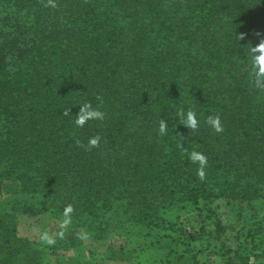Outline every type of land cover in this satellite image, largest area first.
I'll return each mask as SVG.
<instances>
[{"label": "trees", "instance_id": "16d2710c", "mask_svg": "<svg viewBox=\"0 0 264 264\" xmlns=\"http://www.w3.org/2000/svg\"><path fill=\"white\" fill-rule=\"evenodd\" d=\"M55 5L0 0V188L12 180L44 193L64 218L70 204V222L39 248L18 237L14 218H0V264H50L42 249L61 251L52 264H77L65 253L84 231L106 238L117 203L148 231L169 227L167 216L205 212L224 264L264 257L259 223L243 233L208 206L250 202L264 185V81L252 64L264 44V0ZM85 101L104 119L78 127ZM180 108L196 111L198 129L181 124ZM209 115L222 132L205 123ZM96 135L99 146L89 147ZM193 150L207 156L203 179L187 158Z\"/></svg>", "mask_w": 264, "mask_h": 264}, {"label": "rangeland", "instance_id": "374dc122", "mask_svg": "<svg viewBox=\"0 0 264 264\" xmlns=\"http://www.w3.org/2000/svg\"><path fill=\"white\" fill-rule=\"evenodd\" d=\"M208 206L224 225L240 232L257 223L264 229V185L259 187L258 197L250 202L217 199ZM0 218L5 222L14 218L18 237L35 242L39 248L54 240L64 220L52 214L46 194L23 193L20 183L12 180L4 181L0 188ZM166 220L170 222L169 227L148 231L125 217L117 203L108 219L107 236L98 243L99 248L93 232L84 231L81 245L65 254L73 256L77 264H224L219 255L221 241L214 238L213 218L205 217V212L201 216L193 212L180 217L167 216ZM240 241L242 246L246 244L243 237ZM262 242L260 248L264 253V234ZM42 250L43 258L50 264L61 254L58 251L50 255L48 250ZM186 250L189 254L183 259ZM250 264H264V257L251 259Z\"/></svg>", "mask_w": 264, "mask_h": 264}, {"label": "clouds", "instance_id": "9594fccd", "mask_svg": "<svg viewBox=\"0 0 264 264\" xmlns=\"http://www.w3.org/2000/svg\"><path fill=\"white\" fill-rule=\"evenodd\" d=\"M52 7H55V0H49ZM260 54L253 57V69H254V76L256 79V83L259 85L261 84V81H264V44H261L258 46ZM65 115L69 114V108L65 110ZM178 119L181 121V124L186 126L187 128H191L193 130H196L200 126V121L197 117L196 111L189 108L187 110H184L182 108L177 109L176 113ZM75 120L73 121L74 124L78 127H83L87 122L91 120H103L104 119V113L100 111L98 108L92 107L91 103L88 101H85L84 103L79 105L78 112L74 115ZM205 123H207L215 132H222L223 127L221 124V119L218 115H209ZM168 131V125L167 122L164 119H161L159 121L158 125V132L159 134L163 135ZM101 137L99 135L91 136L88 139V145L89 147H97L100 144ZM190 162L195 164L196 167V174L203 179L205 176V168L208 163L207 156L197 150H193L190 153H188V157ZM72 211V205H68L64 209V220L63 224L67 225L70 222V217L68 216V213ZM51 242V241H49Z\"/></svg>", "mask_w": 264, "mask_h": 264}, {"label": "crops", "instance_id": "0c3cea01", "mask_svg": "<svg viewBox=\"0 0 264 264\" xmlns=\"http://www.w3.org/2000/svg\"><path fill=\"white\" fill-rule=\"evenodd\" d=\"M95 240H96L95 243H97L96 246L99 248V244H98V243H100L101 240H99V239H95ZM172 253H173V252H172ZM186 254H189V251H184L183 259H184V256H185ZM176 256H177V255H176Z\"/></svg>", "mask_w": 264, "mask_h": 264}]
</instances>
